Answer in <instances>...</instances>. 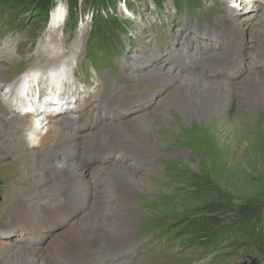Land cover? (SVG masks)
Wrapping results in <instances>:
<instances>
[{
    "label": "rangeland",
    "instance_id": "1",
    "mask_svg": "<svg viewBox=\"0 0 264 264\" xmlns=\"http://www.w3.org/2000/svg\"><path fill=\"white\" fill-rule=\"evenodd\" d=\"M243 1L250 2L249 6H239L238 1L237 7L232 0H96L94 9L85 7L69 14L65 0H53L52 7L64 9L65 21L63 26L51 30L50 15L47 20H35L33 10H8L0 0V49L4 45L8 48L3 49L7 56L0 59V75L16 80L32 67L40 68L41 60L35 54L54 40L62 45L60 52L66 54L78 45L82 52L78 76H102L116 82L125 95L140 93L145 99L150 97L151 104L145 110L149 112L155 106L156 94L164 88L158 89V83L139 85L136 81L140 79L127 74H142L148 69L146 64L163 58L167 65L173 64L167 59L176 61L174 55L181 40H188L189 50L178 60L187 67L193 61L195 70H206L208 65L204 62L209 56L227 54L228 35L235 36L238 55L249 58L258 49L264 51V41L254 48L256 42L250 38L259 23L250 21L244 31L236 26L245 14L259 13L255 7L259 6L260 12L264 10V0L260 4L256 0ZM199 27L218 31L227 38H221L212 49L203 47L195 34ZM199 46L201 49L197 50ZM197 52L201 53L199 61ZM188 57L193 58L184 62ZM241 74L240 77L245 71ZM155 111L152 113L156 117L159 113ZM212 118L215 122L207 127L209 119L197 124L171 113L165 121H155L166 132L154 126L153 132L133 135L149 147L155 138L167 147L161 150L162 157L153 160L158 176L151 178L152 191L137 199L141 216L132 232L127 264H264V234L257 242L235 243L229 242L233 236L220 235L241 223L264 231V111L249 115L236 105L224 125L218 123L217 116ZM0 159V234L9 237L21 224L16 222L20 216L8 213L6 208L12 191L17 189L15 184L26 183L25 172L15 164V158ZM91 161L92 167L99 162ZM192 222L208 223L215 235L196 232L190 226ZM20 233L11 239L18 241ZM207 237L212 238L210 243ZM113 251L105 252V256ZM102 258L99 256L94 263Z\"/></svg>",
    "mask_w": 264,
    "mask_h": 264
},
{
    "label": "bare ground",
    "instance_id": "2",
    "mask_svg": "<svg viewBox=\"0 0 264 264\" xmlns=\"http://www.w3.org/2000/svg\"><path fill=\"white\" fill-rule=\"evenodd\" d=\"M232 1L237 7L242 3L246 7L250 4L243 0ZM262 2L256 0V3ZM255 9L259 13L245 14L236 24L239 31H244L250 21L259 23L250 34L256 42L254 48L264 41V10L260 12L259 6ZM49 15L51 30L63 26L65 20L60 6L52 7ZM201 32L209 34L206 29ZM214 38L219 42L227 37L221 34ZM228 38L227 54L209 56L208 62L207 59L204 62L208 65L206 70L201 67L202 70L193 69L197 67L193 66V61L192 66L187 67L178 60L183 58L179 53V57L174 55L176 61L167 59L173 63L171 65H167L163 58L146 64L148 69L142 74L128 73V77L140 79L137 84L158 83V89H164L156 94L153 110L145 112L151 103L150 97L145 100L143 95L141 101L144 104L141 102L127 119L122 116L113 119V114L108 113V110L128 107L129 96H124V89L121 91L116 82L107 80V83L102 76H78L74 70H71L72 77L74 75L76 81L87 83V87L77 90L84 95V99L78 102L77 112L59 106L56 108L58 115L40 119L37 110L16 113L1 100L0 156L15 158V164L24 168L22 172H25L26 181L15 184L17 189L12 191L6 208L8 213L20 216L16 222L21 225L15 233L24 228L45 229L52 223H66L53 235L49 234L50 238L49 235L43 237L45 242L40 246L23 242L21 236L26 237L27 231H21L18 241L11 239L15 233L9 237L0 234V264H127L125 258L132 242V232L141 216L137 199L152 191L151 178L158 174L153 160L162 157L161 150L167 147L165 142L156 138L149 147L133 135L153 132L154 126L166 132L158 125L160 122L155 121H165L171 113L197 124L209 119L207 127H211L215 122L213 116L224 125L236 105L249 115L264 111V51L258 49L255 55L250 53L249 58L238 55L235 36L228 35ZM54 41L35 54L41 60V67H32L22 75L33 76L38 81L39 92L47 88V84L59 88L67 74L70 78L67 68L72 69L80 63L82 52L78 45L66 54L60 52L62 45ZM187 46L188 40L184 45L181 42L179 50L184 51L189 48ZM4 48L8 49L6 45L0 49V59L7 56ZM58 65H62L60 71L55 72L54 80L49 82L48 67ZM219 67H223L222 70ZM242 71L245 74L240 77ZM227 72L234 73L228 76ZM237 76L240 78L233 82ZM67 82L70 84L71 78ZM14 84L8 76L0 75V91L8 87L12 90ZM152 111L159 114L155 117ZM176 122L174 120L173 126L177 125ZM139 136L143 138L144 135ZM128 157L133 159L128 160ZM92 158L100 161L95 167L91 166L94 164L90 161ZM33 183V187L28 188ZM112 250L111 255L105 256V252ZM99 256L103 257L102 260L94 263Z\"/></svg>",
    "mask_w": 264,
    "mask_h": 264
},
{
    "label": "trees",
    "instance_id": "3",
    "mask_svg": "<svg viewBox=\"0 0 264 264\" xmlns=\"http://www.w3.org/2000/svg\"><path fill=\"white\" fill-rule=\"evenodd\" d=\"M3 6H5L8 10H18V9H26L33 10L36 17L35 20L39 18V20H47L49 17V12L52 7L53 0H2ZM103 2L104 0H100ZM69 14L77 13L81 11L82 8L88 7L94 9L96 6V0H65ZM38 20V19H37ZM192 228H195L196 232H200L201 234H206V236H214L215 234L208 228V223L202 225L198 222H192L190 224ZM253 227V228H252ZM248 227L244 224L238 225L236 228H228L220 235L224 237L227 235H231L230 243L240 242V241H251L257 242L261 240V236L264 234V231L261 227ZM207 237V243H210L212 238ZM205 238V237H204Z\"/></svg>",
    "mask_w": 264,
    "mask_h": 264
}]
</instances>
